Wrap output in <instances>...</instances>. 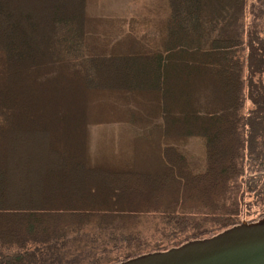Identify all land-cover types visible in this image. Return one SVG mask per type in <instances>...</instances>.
I'll list each match as a JSON object with an SVG mask.
<instances>
[{"label": "trees", "instance_id": "1", "mask_svg": "<svg viewBox=\"0 0 264 264\" xmlns=\"http://www.w3.org/2000/svg\"><path fill=\"white\" fill-rule=\"evenodd\" d=\"M245 3L167 0L155 31L104 51L88 42L85 0H0V264L168 249L146 247L148 217L152 237L185 234L171 246L244 222L247 207L259 216L245 222L264 217V13L246 27ZM107 92L160 110L128 168L86 162L88 101ZM192 136L204 141L199 171L161 146Z\"/></svg>", "mask_w": 264, "mask_h": 264}, {"label": "rangeland", "instance_id": "2", "mask_svg": "<svg viewBox=\"0 0 264 264\" xmlns=\"http://www.w3.org/2000/svg\"><path fill=\"white\" fill-rule=\"evenodd\" d=\"M244 23L247 27L255 15L264 13V0H246ZM85 12L89 17L88 42L98 50L109 51L119 40L128 35L141 36L158 28L167 16V0H85ZM264 17V14H261ZM262 25V24H261ZM85 158L89 166L128 168L137 143L154 137L150 131L161 123L156 101L143 96H132L120 92L94 93L88 101ZM172 145L187 158L193 171L203 168L205 162L204 141L200 137L169 138L161 146ZM251 199L247 198L249 202ZM257 206L247 207L244 221L259 216ZM159 219H142L137 228L146 233L149 248L158 244L171 246L179 237L154 232ZM161 224V223H160ZM187 233V232H185ZM216 233V232H215ZM169 247V248H170ZM125 248L117 249L112 257H121Z\"/></svg>", "mask_w": 264, "mask_h": 264}, {"label": "water", "instance_id": "3", "mask_svg": "<svg viewBox=\"0 0 264 264\" xmlns=\"http://www.w3.org/2000/svg\"><path fill=\"white\" fill-rule=\"evenodd\" d=\"M115 264H264V217Z\"/></svg>", "mask_w": 264, "mask_h": 264}]
</instances>
